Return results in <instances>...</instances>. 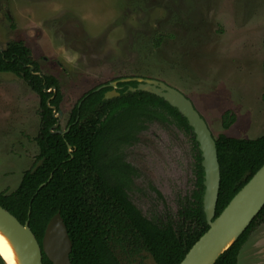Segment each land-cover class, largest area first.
Segmentation results:
<instances>
[{
    "label": "rangeland",
    "instance_id": "1",
    "mask_svg": "<svg viewBox=\"0 0 264 264\" xmlns=\"http://www.w3.org/2000/svg\"><path fill=\"white\" fill-rule=\"evenodd\" d=\"M11 39L24 41L39 72L57 79L61 128L85 91L131 77L179 91L214 137L264 133V0H0V49ZM38 105L23 80L0 72V192H11L36 160ZM226 111L235 120L224 129ZM122 152L137 170L131 200L161 214L153 186L174 214L176 192L193 185L187 137L150 123ZM237 264H264V223Z\"/></svg>",
    "mask_w": 264,
    "mask_h": 264
},
{
    "label": "trees",
    "instance_id": "2",
    "mask_svg": "<svg viewBox=\"0 0 264 264\" xmlns=\"http://www.w3.org/2000/svg\"><path fill=\"white\" fill-rule=\"evenodd\" d=\"M264 46V39H263ZM33 66V69H30ZM38 64L22 40H8L0 50V72L12 73L38 96L39 127L34 142L38 153L11 192H0V206L20 223L26 220L41 244L45 225L59 212L71 240V264H120L109 241L133 251L150 252L158 264H178L206 231L202 211L203 170L194 134L186 119L169 103L146 91H125L135 81L118 82V96L103 98L109 87L85 91L68 113L64 134L53 132L61 94L57 79L35 74ZM264 78V57L262 60ZM55 87V91L47 89ZM235 120L231 111L221 116L227 129ZM150 123L180 130L190 142L193 186L176 192V212L151 187L161 214L146 211L131 200L137 170L124 159L122 147L137 141ZM220 180L216 217L233 195L264 163V133L255 138L215 137ZM38 160L39 166L31 171ZM44 183L39 189V184ZM159 206V207H158ZM264 223V205L240 236L213 264H237L238 254L252 230ZM0 264H5L0 256ZM42 264H52L42 254Z\"/></svg>",
    "mask_w": 264,
    "mask_h": 264
},
{
    "label": "water",
    "instance_id": "3",
    "mask_svg": "<svg viewBox=\"0 0 264 264\" xmlns=\"http://www.w3.org/2000/svg\"><path fill=\"white\" fill-rule=\"evenodd\" d=\"M1 50V49H0ZM33 69V66H30ZM40 75V72H34ZM116 82L108 85L115 86ZM129 91H146L162 98L186 119L190 126L201 155L203 170L202 211L208 228L191 245L178 264H213L249 225L264 205V163L233 195L221 212L214 217L219 190L220 171L217 159L215 137L206 121L194 108L192 103L179 91L162 82L139 79L137 86ZM55 91V87L47 91ZM118 94L115 90L106 91L103 98L108 99ZM56 127L62 117L61 110L51 107ZM63 134L64 131H58ZM41 160L37 161L31 171L35 170ZM44 183L39 184L38 189ZM0 231L16 254L18 264H42L44 254L52 264H71L69 253L71 240L66 225L59 212H55L47 221L41 244L37 241L27 220L20 223L11 213L0 206ZM148 264H158L153 255L144 251ZM5 264H8L1 255ZM121 264V263H120Z\"/></svg>",
    "mask_w": 264,
    "mask_h": 264
},
{
    "label": "flooded vegetation",
    "instance_id": "4",
    "mask_svg": "<svg viewBox=\"0 0 264 264\" xmlns=\"http://www.w3.org/2000/svg\"><path fill=\"white\" fill-rule=\"evenodd\" d=\"M40 74H43V73H40ZM140 79H145V78H140ZM128 81H135V86H137V81L131 77H120V78H115V79H112L108 82H105V83H100L98 84L99 86H97V90L103 88V87H109L110 89L109 90H106V91H110V90H113L115 89V91L119 90L121 87L118 86V82H128ZM110 82H116L115 86H110L108 85ZM133 86V87H135ZM130 86L127 87V89L125 91H129V88ZM104 91V93L106 92ZM137 91V90H135ZM119 94H117L116 96H118ZM114 97V96H112ZM111 97V98H112ZM109 99V98H108ZM67 120V119H66ZM65 125H66V122H65ZM65 125L63 128H61L59 126V123L58 125L55 127H59V129L57 130H54L53 132H57L58 131H64V133L68 130V127L65 128ZM63 133V134H64ZM188 139V138H187ZM189 145H190V142H189ZM190 153H191V156H192V152H191V147H190ZM193 158V156H192ZM39 161V160H38ZM201 163V162H200ZM193 164V163H192ZM35 166V165H34ZM33 166V167H34ZM32 167V168H33ZM194 167V166H193ZM193 170V169H192ZM136 179V177L133 178V181ZM193 179H194V171H193ZM193 186V185H192ZM109 244H110V247L114 253V255L116 256V258L118 259V261L121 263V264H148L146 261V255L144 254V249H141L139 251H133V250H130L129 248H126V247H121L120 244L118 243H115L113 240H110L109 241ZM116 247V248H115ZM120 251L121 252V256L119 254L116 253V251Z\"/></svg>",
    "mask_w": 264,
    "mask_h": 264
},
{
    "label": "bare ground",
    "instance_id": "5",
    "mask_svg": "<svg viewBox=\"0 0 264 264\" xmlns=\"http://www.w3.org/2000/svg\"><path fill=\"white\" fill-rule=\"evenodd\" d=\"M0 253L8 264H18L13 248L7 242L4 234L0 231Z\"/></svg>",
    "mask_w": 264,
    "mask_h": 264
}]
</instances>
